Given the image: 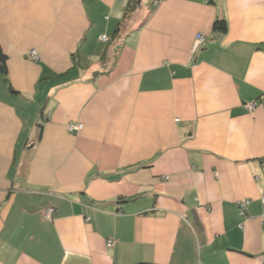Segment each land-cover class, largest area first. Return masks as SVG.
Here are the masks:
<instances>
[{
	"label": "crops",
	"instance_id": "1",
	"mask_svg": "<svg viewBox=\"0 0 264 264\" xmlns=\"http://www.w3.org/2000/svg\"><path fill=\"white\" fill-rule=\"evenodd\" d=\"M140 2L0 0V264H264V0Z\"/></svg>",
	"mask_w": 264,
	"mask_h": 264
},
{
	"label": "built area",
	"instance_id": "2",
	"mask_svg": "<svg viewBox=\"0 0 264 264\" xmlns=\"http://www.w3.org/2000/svg\"><path fill=\"white\" fill-rule=\"evenodd\" d=\"M100 40L103 41V42H108V37L106 36H101L100 37ZM205 38L203 35L201 34H198L196 36V39H195V48H197V46L201 45L203 42H204ZM30 58L37 61L38 60V54L35 50H32L30 52ZM247 110L250 111V112H253L255 109H256V104L255 103H252V104H248L246 106ZM83 129V125L82 124H78V123H74V122H71L68 124V131L71 132V133H75V132H80L81 130ZM263 201H264V198H263ZM249 205V201H245V202H241L239 204V209H240V212L242 214L245 213V210L247 209ZM52 214V210L51 209H48L46 211V217L45 218H49ZM114 245V241L113 240H108L107 242V246L108 247H112Z\"/></svg>",
	"mask_w": 264,
	"mask_h": 264
},
{
	"label": "trees",
	"instance_id": "3",
	"mask_svg": "<svg viewBox=\"0 0 264 264\" xmlns=\"http://www.w3.org/2000/svg\"><path fill=\"white\" fill-rule=\"evenodd\" d=\"M135 6L133 4V0H131V3L129 4L127 10H126V15H128V13L132 12L135 9ZM213 29L215 32H220V33H226L227 32V23L225 20H216L213 26ZM0 71L2 72V74L5 77V81H7L8 83V78H7V56H5L0 48ZM12 92H14V90L12 88H10ZM135 264H151V263H146V262H139V263H135Z\"/></svg>",
	"mask_w": 264,
	"mask_h": 264
},
{
	"label": "rangeland",
	"instance_id": "4",
	"mask_svg": "<svg viewBox=\"0 0 264 264\" xmlns=\"http://www.w3.org/2000/svg\"><path fill=\"white\" fill-rule=\"evenodd\" d=\"M138 4H139V5H141V2H140V0H138ZM126 17H127V16H126ZM135 20L137 21V17H136V19H135Z\"/></svg>",
	"mask_w": 264,
	"mask_h": 264
}]
</instances>
